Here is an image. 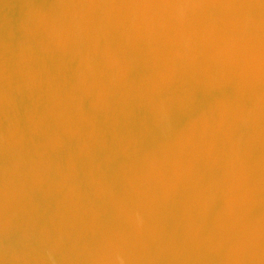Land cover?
Masks as SVG:
<instances>
[{"label":"water","instance_id":"95a60500","mask_svg":"<svg viewBox=\"0 0 264 264\" xmlns=\"http://www.w3.org/2000/svg\"><path fill=\"white\" fill-rule=\"evenodd\" d=\"M0 264H264V0H0Z\"/></svg>","mask_w":264,"mask_h":264}]
</instances>
